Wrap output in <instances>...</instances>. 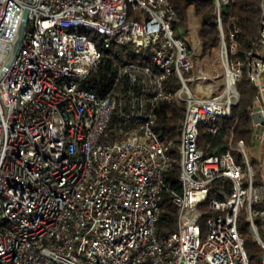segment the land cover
<instances>
[{"label": "built area", "instance_id": "2783aa9c", "mask_svg": "<svg viewBox=\"0 0 264 264\" xmlns=\"http://www.w3.org/2000/svg\"><path fill=\"white\" fill-rule=\"evenodd\" d=\"M212 2L220 77L194 69L170 0H0V264H248L240 213L264 264V182L248 153L257 149L263 170L264 0L240 57L238 31L224 32L221 18L235 0ZM242 77L255 88L254 147L230 136L206 156L198 127L214 136L231 120ZM175 102L185 107L178 142L153 129L159 104ZM175 161L176 230L157 237ZM219 180L228 190L208 199Z\"/></svg>", "mask_w": 264, "mask_h": 264}, {"label": "trees", "instance_id": "16d2710c", "mask_svg": "<svg viewBox=\"0 0 264 264\" xmlns=\"http://www.w3.org/2000/svg\"><path fill=\"white\" fill-rule=\"evenodd\" d=\"M260 1L261 0H235L228 7L221 9V18L224 32L231 29L238 31V46L236 57H240L242 52L252 46L259 30L260 20ZM178 21L173 24L175 37H180L187 33L185 28L186 11L191 7L193 16L196 18L198 29L196 32L199 40V58L200 60L213 59V54L219 45V36L215 21L214 6L212 0H170ZM196 55V54H195ZM193 56V66L196 56ZM215 58V57H214ZM89 90L99 93L96 87L95 79L92 78ZM236 90L239 94L238 105L232 109L231 120H221L219 131L212 136L207 133L202 125L198 127V147L206 156L219 155L227 148L228 139L231 136L234 143L242 141L247 148H253L251 140V122L247 114V108L251 103V98L255 93V88L250 82L242 77L236 84ZM185 107L182 103H161L155 110L154 131L162 138L178 142L181 132V124L184 116ZM176 149L173 155L177 156ZM252 170L259 180L258 165L252 161ZM178 162H173L171 167L163 174V181L166 189L160 193L158 202L159 214L155 222V235L157 237H166L176 230L177 208L171 202V196L180 194V182ZM228 190V182L224 180L216 181L212 184L213 191L209 193V198H218L216 190L219 187ZM199 223H204L210 216V212L203 205L199 209ZM237 232L243 240L244 250L248 259V264H260V247L254 241L249 230V225L245 220L243 213L238 215Z\"/></svg>", "mask_w": 264, "mask_h": 264}, {"label": "rangeland", "instance_id": "374dc122", "mask_svg": "<svg viewBox=\"0 0 264 264\" xmlns=\"http://www.w3.org/2000/svg\"><path fill=\"white\" fill-rule=\"evenodd\" d=\"M197 27H198V25L196 22V18L193 16L192 8L190 7L186 11V20H185V28L188 31H187V33L182 35V38H183V41L186 43V48H187L188 52H190L192 50L195 51L196 60H194V62H195L194 69H195V67H197V65L201 64L204 71L207 73V75L212 74L216 77H220L221 76V70H220L219 65L217 63V60H216V52L212 55L213 56L212 60L211 59L210 60L198 59L199 58V40H198L197 35H196L197 29H198ZM132 53H133L132 51H128V50L125 51L126 55H130V54L132 55ZM248 153H249L251 161H254V160L259 158V155L257 153V149H253V150L248 149ZM260 174L262 177L261 180L264 182V168H263V170L259 171V175ZM256 181L258 182L259 180L257 179Z\"/></svg>", "mask_w": 264, "mask_h": 264}, {"label": "water", "instance_id": "95a60500", "mask_svg": "<svg viewBox=\"0 0 264 264\" xmlns=\"http://www.w3.org/2000/svg\"><path fill=\"white\" fill-rule=\"evenodd\" d=\"M191 0H187V2H190ZM25 17H26V13L24 12L23 14V19H22V22H21V26H20V30H19V36H18V40L14 46V49H13V54H12V58L8 64V66L10 65L14 55L16 54L18 48H19V44H20V40H21V36H22V33H23V30H24V26H25Z\"/></svg>", "mask_w": 264, "mask_h": 264}]
</instances>
